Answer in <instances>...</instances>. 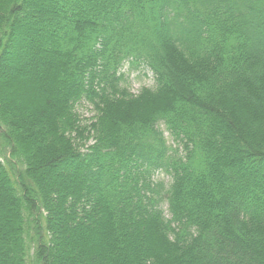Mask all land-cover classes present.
I'll return each mask as SVG.
<instances>
[{"label": "trees", "instance_id": "trees-1", "mask_svg": "<svg viewBox=\"0 0 264 264\" xmlns=\"http://www.w3.org/2000/svg\"><path fill=\"white\" fill-rule=\"evenodd\" d=\"M31 250L264 264V0H0V264Z\"/></svg>", "mask_w": 264, "mask_h": 264}, {"label": "rangeland", "instance_id": "rangeland-1", "mask_svg": "<svg viewBox=\"0 0 264 264\" xmlns=\"http://www.w3.org/2000/svg\"><path fill=\"white\" fill-rule=\"evenodd\" d=\"M123 72L125 73V85L129 88L131 93L137 95L142 88L148 87V88H153L155 86V81L153 79L152 73L146 69L141 67L140 69H135V67L130 65H127L124 69ZM77 111L81 115L82 119L84 122H88L92 117L95 115V112L93 110V107L90 105V103L86 101H82L78 106H77ZM165 138L167 139V142L169 145H173V141L170 138L169 134L167 132H164ZM5 156L6 158L10 157V152L5 151ZM154 181L156 182H164L166 186H169L172 182V178L168 174H163L159 173L157 176L154 178ZM168 209V204L163 205V210L165 212L166 218H170V215L167 212ZM33 250H31L29 254V260L28 264H34L33 259Z\"/></svg>", "mask_w": 264, "mask_h": 264}]
</instances>
